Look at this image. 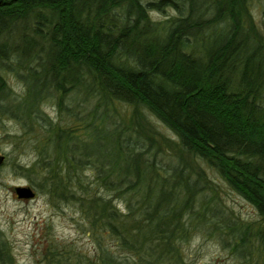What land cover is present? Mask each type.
<instances>
[{"label":"trees","instance_id":"obj_1","mask_svg":"<svg viewBox=\"0 0 264 264\" xmlns=\"http://www.w3.org/2000/svg\"><path fill=\"white\" fill-rule=\"evenodd\" d=\"M252 7L0 0V123L18 121L22 134L7 136L36 153L14 170L76 207L96 242L87 254L48 234L45 264H189L185 245L212 230L241 264H264V33ZM209 169L257 218L222 205ZM0 264H16L1 229Z\"/></svg>","mask_w":264,"mask_h":264},{"label":"rangeland","instance_id":"obj_2","mask_svg":"<svg viewBox=\"0 0 264 264\" xmlns=\"http://www.w3.org/2000/svg\"><path fill=\"white\" fill-rule=\"evenodd\" d=\"M253 14L258 26L264 33V0H253ZM173 12L170 7L164 11H153L157 19L166 17ZM7 80L14 91L22 90V82L13 72H5ZM43 107L56 114L53 102ZM159 127L168 134L170 129L157 122ZM18 121L5 116L0 123V154L4 155L0 163V229L2 236L11 245L16 264H45L42 259L44 248L48 243L46 235L56 241L72 243L77 249L93 254L96 242L84 230L83 220L78 209L71 204L54 205L43 193L33 197H19L15 191L17 185L31 186L27 176L14 170L16 161L29 165L35 161L36 153L30 142L23 139L20 147L15 144L9 134H22ZM209 175L220 185L219 198L222 205L232 210V215L244 219L257 218L256 208L241 195L231 190L219 176L208 170ZM33 188V187H32ZM34 189V188H33ZM123 207V204L119 202ZM79 220V221H78ZM82 223V226H81ZM196 232L185 245L189 264H241L228 249H225L217 230ZM215 232V233H214ZM109 243H112L111 241ZM111 247H115L112 245ZM115 249L121 253L119 248Z\"/></svg>","mask_w":264,"mask_h":264},{"label":"water","instance_id":"obj_3","mask_svg":"<svg viewBox=\"0 0 264 264\" xmlns=\"http://www.w3.org/2000/svg\"><path fill=\"white\" fill-rule=\"evenodd\" d=\"M4 155L0 154V163L3 161ZM15 191L19 197H33L36 195L35 190L31 186L27 185H17L15 186Z\"/></svg>","mask_w":264,"mask_h":264}]
</instances>
